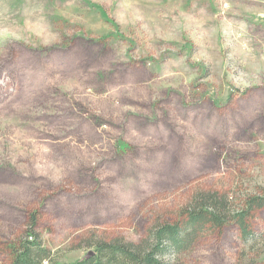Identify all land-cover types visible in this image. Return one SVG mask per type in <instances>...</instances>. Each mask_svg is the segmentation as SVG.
Listing matches in <instances>:
<instances>
[{
    "label": "rangeland",
    "instance_id": "rangeland-1",
    "mask_svg": "<svg viewBox=\"0 0 264 264\" xmlns=\"http://www.w3.org/2000/svg\"><path fill=\"white\" fill-rule=\"evenodd\" d=\"M264 195V0H0V264L37 212L56 264ZM206 225L169 264H264ZM251 236V235H249Z\"/></svg>",
    "mask_w": 264,
    "mask_h": 264
},
{
    "label": "trees",
    "instance_id": "trees-1",
    "mask_svg": "<svg viewBox=\"0 0 264 264\" xmlns=\"http://www.w3.org/2000/svg\"><path fill=\"white\" fill-rule=\"evenodd\" d=\"M217 198V197H216ZM204 198L190 207L185 225H162L150 236V242L141 248L123 242L99 241L93 251L73 264H169L164 259L168 252L179 253L197 238L206 225L222 228L232 222L239 229L242 240L255 241L251 222L264 208L263 196H247L241 209L229 212L226 199ZM37 212L28 215L25 230L7 245V264H56L54 254L38 234ZM251 235V236H249Z\"/></svg>",
    "mask_w": 264,
    "mask_h": 264
},
{
    "label": "water",
    "instance_id": "water-1",
    "mask_svg": "<svg viewBox=\"0 0 264 264\" xmlns=\"http://www.w3.org/2000/svg\"><path fill=\"white\" fill-rule=\"evenodd\" d=\"M90 254L86 255L85 257H88Z\"/></svg>",
    "mask_w": 264,
    "mask_h": 264
}]
</instances>
